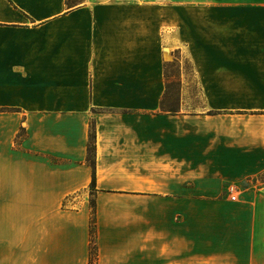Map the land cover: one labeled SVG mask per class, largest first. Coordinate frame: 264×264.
Returning <instances> with one entry per match:
<instances>
[{
	"label": "crops",
	"instance_id": "crops-1",
	"mask_svg": "<svg viewBox=\"0 0 264 264\" xmlns=\"http://www.w3.org/2000/svg\"><path fill=\"white\" fill-rule=\"evenodd\" d=\"M91 200L94 264H264V0H0V264H89Z\"/></svg>",
	"mask_w": 264,
	"mask_h": 264
},
{
	"label": "rangeland",
	"instance_id": "rangeland-1",
	"mask_svg": "<svg viewBox=\"0 0 264 264\" xmlns=\"http://www.w3.org/2000/svg\"><path fill=\"white\" fill-rule=\"evenodd\" d=\"M74 5L80 3L81 0H72ZM180 7H186L188 0H173ZM168 58V61L164 64V78L166 91L163 96L162 102L166 108H174L179 101V98L183 102H190L192 105L200 104V96L194 93L196 84L192 75L191 66L187 60V57L181 50H174ZM180 87H190L193 93H187L179 96L178 90ZM22 136V133H19ZM19 230H29L28 223H19L17 225ZM95 244V243H94ZM96 254V251H95Z\"/></svg>",
	"mask_w": 264,
	"mask_h": 264
},
{
	"label": "trees",
	"instance_id": "trees-1",
	"mask_svg": "<svg viewBox=\"0 0 264 264\" xmlns=\"http://www.w3.org/2000/svg\"><path fill=\"white\" fill-rule=\"evenodd\" d=\"M65 4L68 7L74 6V1L72 0H65ZM167 111L170 113L174 112L175 110L173 108H168ZM23 129H20V132L22 133ZM93 151H94V134L93 132H89V140H88V146H87V162L91 165L92 168H94V159H93ZM94 172H92L91 182L90 186L91 189L94 187ZM90 206V219H89V264H94L95 259V244H94V202L91 200L89 202Z\"/></svg>",
	"mask_w": 264,
	"mask_h": 264
}]
</instances>
